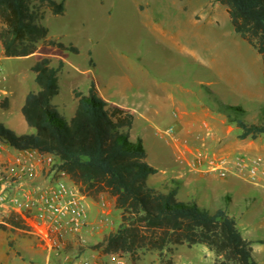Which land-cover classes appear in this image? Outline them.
Returning <instances> with one entry per match:
<instances>
[{
	"label": "rangeland",
	"instance_id": "rangeland-1",
	"mask_svg": "<svg viewBox=\"0 0 264 264\" xmlns=\"http://www.w3.org/2000/svg\"><path fill=\"white\" fill-rule=\"evenodd\" d=\"M55 1L63 3V14L53 16L45 10L41 25L47 28L48 38L77 50L50 55L53 67L59 60L65 63L58 74V94L52 100L58 112L69 121L76 108L73 90L86 94L93 82L108 105L133 112L129 136L143 141L148 165L165 170V156L173 171L184 172L188 185L177 186V199L196 202L209 212L224 210L234 218L241 236L252 242L257 263L264 264V244L257 243L264 242V185L254 184L247 176L235 177L232 171L228 176L233 178L223 179L216 174H190L174 162L171 149L156 134L168 127H173L176 135L178 131L160 114L156 95L184 104L188 112L202 107L215 112L216 98L243 108L245 122L258 120L264 109L261 58L234 33L226 8L214 0ZM35 58H6L0 47V104L3 100L6 104L0 105V123L17 134L33 132L26 126L20 106L27 93L38 90L30 70ZM166 110L169 114L173 111L170 107ZM223 127V145L238 141L239 130L233 124L225 119ZM250 141L264 147V136L241 143ZM238 156L264 165V156L255 153L235 152L229 161ZM154 181L153 175L147 179L158 190L168 187ZM86 201L89 210L94 204L105 212L100 210L93 221L88 219L82 236L69 238L57 252L47 249L31 221L0 215V264H159L156 253L133 259L125 253L102 255L92 250L91 246L117 227L119 212L106 194L86 197ZM168 258L166 254L164 259ZM171 258L173 264H212L214 255L202 245L177 246Z\"/></svg>",
	"mask_w": 264,
	"mask_h": 264
},
{
	"label": "trees",
	"instance_id": "trees-1",
	"mask_svg": "<svg viewBox=\"0 0 264 264\" xmlns=\"http://www.w3.org/2000/svg\"><path fill=\"white\" fill-rule=\"evenodd\" d=\"M214 1L226 8L234 33L260 56L264 78V0ZM45 10L59 16L64 6L55 0H0L3 56L38 55L30 68L38 90L27 93L20 108L33 133L18 135L0 123V142L16 151L31 149L52 155L55 168L64 172L82 195L96 198L106 194L113 200L119 224L91 246L102 255L125 253L138 259L140 254L156 253L159 264H173L174 247L202 245L213 253L212 264H257L252 242L241 236L234 218L224 210L209 212L196 202L179 201L175 179L164 190L147 183L157 170L146 163L142 141L130 139L133 114L108 105L93 82L86 94L73 90L76 108L69 121L58 112L52 99L59 91L58 74L64 62L59 60L53 67L50 55L77 50L48 38L47 28L41 25ZM215 101V112L239 130L238 140L264 136V109L256 122L247 123L243 108ZM0 105L5 107V100Z\"/></svg>",
	"mask_w": 264,
	"mask_h": 264
},
{
	"label": "built area",
	"instance_id": "built-area-1",
	"mask_svg": "<svg viewBox=\"0 0 264 264\" xmlns=\"http://www.w3.org/2000/svg\"><path fill=\"white\" fill-rule=\"evenodd\" d=\"M2 78L0 68V79ZM176 116V115H174ZM158 135L176 138L174 128L158 131ZM202 158L188 164L199 168ZM184 165L182 156H177ZM55 158L35 150H22L14 155L0 153V215L18 216L31 221L40 240L49 251H59L69 238H80L89 224L88 203L64 172L55 168ZM210 171L223 179L231 172L235 177L247 176L254 184L264 185V165L257 159L238 156L233 162L210 163ZM78 264H88L81 261Z\"/></svg>",
	"mask_w": 264,
	"mask_h": 264
},
{
	"label": "crops",
	"instance_id": "crops-1",
	"mask_svg": "<svg viewBox=\"0 0 264 264\" xmlns=\"http://www.w3.org/2000/svg\"><path fill=\"white\" fill-rule=\"evenodd\" d=\"M1 53L3 55L2 48H1ZM35 55L38 58L37 54H33L30 56L32 58V57H36ZM37 58H35V61L37 60ZM24 98H23V102H24ZM154 98H155V102L158 103L157 108L160 110V114L161 115L163 114V117H167L169 119L170 123L168 125L174 124L178 130L175 139L158 135L157 133L156 134L160 139L165 141L166 145L169 146L173 154L174 162H176V164H178L177 156L179 155L182 156L186 164L184 165L178 164V166L182 167V169L186 170L188 173L196 174L200 177L207 174H215L210 171V163L213 161L214 163L217 164V161L219 160L229 161L230 157H232V155L235 152L238 153L244 152L248 154L255 153L264 156V147L255 145L253 141L242 144L241 142L245 140H238L236 142H231L228 145H223V141L225 139V136L223 135V131L225 130V128L223 127L225 124V118L221 114L214 112L210 108L202 107L201 109L198 110L193 109L192 111L188 112L185 110L184 104L180 102H174L172 98H168L162 95H158V96L156 95ZM168 107L172 108L173 110L172 112H170V114L167 113L168 111L166 110ZM128 111L133 114L132 111L130 110ZM144 119L146 121L149 120L148 117H145ZM132 140L134 141L135 139ZM8 148L10 147L0 142V153L2 156H4L5 153L14 155L15 153L19 152L16 150H13L12 152ZM145 151L147 156V150ZM196 157H201L203 161L202 164L199 165V168L193 169L190 166H188V164H191ZM163 161H164V168H166L165 170H168L169 174L168 176H166L164 175L166 172L165 170L159 171L157 167L151 166L157 170V172L153 175V177H155L154 184H159V186L161 184L163 186L167 184V186L170 187L171 184L169 181L175 179L179 182V185H182L183 187H187L188 181L183 178L184 172L181 173L180 171L178 172L173 171L172 167L168 163L167 157L164 156ZM228 178H233V177L228 176ZM99 208L101 207L98 205L90 204V210L88 207V219L90 221H93V219H95L97 213L100 210L101 213L105 212L103 209H99ZM254 254L255 253L253 250V255Z\"/></svg>",
	"mask_w": 264,
	"mask_h": 264
}]
</instances>
